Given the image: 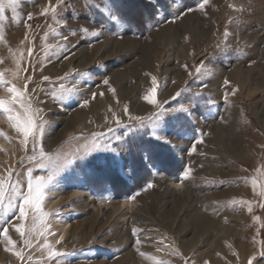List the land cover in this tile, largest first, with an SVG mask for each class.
Segmentation results:
<instances>
[{
	"label": "rangeland",
	"instance_id": "rangeland-1",
	"mask_svg": "<svg viewBox=\"0 0 264 264\" xmlns=\"http://www.w3.org/2000/svg\"><path fill=\"white\" fill-rule=\"evenodd\" d=\"M201 2L5 8L0 99L35 140L0 110V264H264V0ZM29 174L52 180L18 219Z\"/></svg>",
	"mask_w": 264,
	"mask_h": 264
},
{
	"label": "snow or ice",
	"instance_id": "snow-or-ice-1",
	"mask_svg": "<svg viewBox=\"0 0 264 264\" xmlns=\"http://www.w3.org/2000/svg\"><path fill=\"white\" fill-rule=\"evenodd\" d=\"M21 0H0V19H3V15L5 12V8H11L13 9V11H15V9L17 8V6L20 4ZM209 0H202V2L199 4V8L203 9L205 7L206 4H208ZM193 9L189 8L188 11H192ZM47 13V9L44 10V14ZM32 18L31 14H28V19L30 20ZM113 20L116 19L115 16L112 17ZM227 35V33H226ZM201 69H197V72H200ZM45 80H48V77H44ZM152 82L153 85L156 84V78L153 77L152 78ZM105 84H108V81L105 80L104 81ZM227 83V82H226ZM0 84H4V81L2 79H0ZM9 93H13V98L12 100H3L0 99V110H2L3 112L8 114V120L12 121L14 126L17 127L18 130L23 132V135L25 137V141H27V138L29 137V135L31 134L33 137V140H35V133H34V124H33V118H32V114H29L26 110V114L24 117H21V115L19 113L17 114H13V108L11 107V105L14 104V102L16 100H19L20 97L23 95L22 92H19L14 86L12 87H8L7 88ZM151 93L152 95L146 96L145 99L149 102V103H154V98H155V93H156V88L153 87L151 89ZM180 93H177V96H179ZM197 95H200L199 93ZM8 105V106H6ZM127 110V109H125ZM189 109L185 108L183 106L179 107L178 109H163L160 113L157 114L158 118H162L165 116V114H169V113H175V112H188ZM119 123V121H117ZM0 135H3V133H0ZM153 135H155V133H153ZM157 138H161V137H157ZM199 143H202L201 141H198ZM109 150V149H108ZM193 151H195V149H193ZM41 156L44 157V153L41 151ZM41 166L43 167L44 164L43 162H41ZM189 172L190 170H185V172L183 173L184 177H188L189 176ZM52 180V176L49 175V177L47 179L40 177L37 178L35 180V184H33V180L31 178V174H29V179L27 182V188H28V192L27 195L23 196L22 198V203L19 205V215H18V219H23L26 215V209L31 206L34 207L36 209H39L40 207V201L43 198V191L45 188H47L48 184L51 182ZM149 188L152 187V184H148ZM17 186H13V192H16ZM19 194V193H18ZM4 199H5V181L0 179V211H5L4 208ZM14 199L13 196H9V205H8V209L7 210H11L12 208V204L11 201ZM249 211H251V209H249ZM17 232L21 233V235H23V232L21 230L20 227H16L15 229ZM134 234H135V230ZM8 233V229L4 228L3 229V235L7 236ZM62 239V238H61ZM10 243H14L12 241H9ZM29 241L25 240V244H28ZM137 243L139 244L140 241L137 240ZM46 247H51L50 245H46ZM18 257H20L21 259L22 254L17 252L15 253ZM60 255H70V253H58L53 251L51 253L52 257H56V256H60ZM261 255H264V252L261 253ZM159 264H167V262L165 261H160ZM249 264H251V261L249 262Z\"/></svg>",
	"mask_w": 264,
	"mask_h": 264
},
{
	"label": "trees",
	"instance_id": "trees-1",
	"mask_svg": "<svg viewBox=\"0 0 264 264\" xmlns=\"http://www.w3.org/2000/svg\"><path fill=\"white\" fill-rule=\"evenodd\" d=\"M131 1V0H130ZM141 3V2H140ZM129 6H130V4H128ZM139 6V5H138ZM137 8V7H136ZM141 8V9H140ZM139 16L138 17H141V22H143V21H145V20H150V22H152L153 20H152V18H150V19H148L149 18V15L147 14V13H144V11H145V7L144 6H139ZM149 22V23H150ZM139 31H141V30H137L136 29V33H139ZM141 33H143V32H141Z\"/></svg>",
	"mask_w": 264,
	"mask_h": 264
},
{
	"label": "bare ground",
	"instance_id": "bare-ground-1",
	"mask_svg": "<svg viewBox=\"0 0 264 264\" xmlns=\"http://www.w3.org/2000/svg\"><path fill=\"white\" fill-rule=\"evenodd\" d=\"M23 70H24L23 68L20 69V70H18L17 73H16V76L18 77L19 74H23ZM39 72L42 73V71H39ZM39 72H37V75L40 74ZM74 120H75V118H74ZM72 121H73V119L72 120L70 119V121L68 122V124H72Z\"/></svg>",
	"mask_w": 264,
	"mask_h": 264
}]
</instances>
